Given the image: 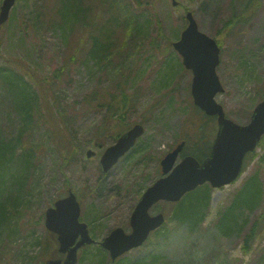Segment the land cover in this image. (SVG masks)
Listing matches in <instances>:
<instances>
[{
  "label": "rangeland",
  "instance_id": "1",
  "mask_svg": "<svg viewBox=\"0 0 264 264\" xmlns=\"http://www.w3.org/2000/svg\"><path fill=\"white\" fill-rule=\"evenodd\" d=\"M128 1L132 4L130 9L133 16L143 25L140 36L143 35L146 41H134L136 35L126 38L127 47L123 52L129 56L128 61H132V64L129 63L132 69L126 86L127 93L133 94V97L123 120L128 125L141 123L144 126L141 144L135 150H130L107 173L102 172L99 164L102 149L94 147L91 142L107 113L102 108L93 107L94 103L89 105L83 100L89 98L98 77H114L110 62L77 57L66 73L50 83L46 81L50 103L57 106L59 100L64 117L73 116L69 133L78 145V153L76 157L66 160L65 150L59 149L47 135V132L51 134L47 122L40 117L42 112L38 113L35 124L21 133V140L33 146L32 156L23 174L25 183L21 189L22 196L18 197L20 203L6 223L0 225V264H44L49 253L43 257L40 254L44 236H47L41 216L57 197L63 195L65 178L77 195L86 192L81 198V219L91 227L96 240H101L117 226L130 231V213L143 189L159 176L160 157L181 137H194L192 130L196 127L193 124L196 120L190 107L193 105L190 94L192 74L185 69L181 57L170 46V42L176 40L184 28L186 11L193 13L201 31L219 42L220 63L216 71L224 91L216 95V100L226 114L238 123H246L259 100L257 90L261 92L264 86V0L250 17L227 32L222 26L230 13V0ZM32 6V0H21L19 3L15 0L10 11L11 15L16 8L15 15L12 20L9 17L5 30L1 31L4 35L0 53L20 62L27 61L37 74L50 80L52 71L64 61L68 51L62 45L60 30L56 26L41 22L33 27ZM107 14L111 12L107 10ZM150 40L154 44H150ZM81 51L84 53L86 49ZM1 61L0 57V64ZM101 84H107V81L102 79ZM1 99H4V92L0 91ZM59 114L56 112V117ZM212 121L208 122V128H215V120ZM18 124L19 116L11 101L5 99V102H0L2 133L9 135V132H17ZM103 138L104 146L113 143L110 136ZM87 148L95 151L96 156L87 158ZM255 152L257 156L247 163L235 183L212 188L201 224L191 228L187 223L166 220L157 229L160 230L158 233L157 230L152 232L141 246L131 249L122 257L134 260L153 253L163 254L176 264H264V229L259 230L258 236L251 241L243 240L253 221L262 213L263 162L259 170L263 188L261 205L252 211H245L243 217L247 222L240 231L222 235L213 224L218 216L217 210L223 209L244 181L259 169V158L263 156L264 148L257 146ZM17 154H22V151L18 149ZM128 154L130 156L126 158ZM141 157L143 159L139 161ZM10 166L15 168L14 165ZM3 186L7 192L10 190L8 180ZM171 210L172 205L160 202L150 212H163L168 217ZM37 240L42 243H36ZM95 247L102 249L99 244L87 247L86 258L81 264L96 261V258H91L97 253ZM246 249L247 252L244 251Z\"/></svg>",
  "mask_w": 264,
  "mask_h": 264
},
{
  "label": "trees",
  "instance_id": "2",
  "mask_svg": "<svg viewBox=\"0 0 264 264\" xmlns=\"http://www.w3.org/2000/svg\"><path fill=\"white\" fill-rule=\"evenodd\" d=\"M20 1L17 0V3ZM261 1L230 0V13L223 20V29L227 32L237 23L250 17L259 8ZM32 3L30 12L34 17L33 27L40 25L41 22L56 26L57 30H60L62 45L68 51V56H64V61L52 71L49 76L50 80H48L47 77L37 74L27 61L21 60L20 62L13 57L4 56L0 53L2 58L0 91L4 92V99H1L0 102H5V99L11 101L13 109L19 116L17 132L13 134L9 132V135H5L0 129V225L6 223L20 203L18 197L22 196L21 189L25 183V175L23 174L29 167L33 149V146L27 141L23 142L20 136L24 130L27 131L29 126L35 124L38 113L42 112L40 117L47 122V128L51 134L49 135L47 132L49 138L55 141L59 149L65 150L69 154L68 156L65 153L66 160L76 157L78 153V145L75 140H72V134L69 133L73 116L65 115L64 117L63 110L59 108L61 107L58 103L59 100L57 106L50 103L47 94L48 89L45 85L46 81L50 83L61 74L66 73L77 57H91L102 63L110 62L114 77L111 79L98 77L94 90L89 98L84 99L83 102L86 101L89 105L94 103L93 107L102 108L107 113L104 123L99 125L96 136L92 140L102 139L103 141V137L109 136L115 139L121 131L129 126L124 122L123 117L131 103L129 101L133 97V94L127 93L126 86L132 69L130 66L132 61H128L129 56L123 52L127 47L126 38L129 35H136L135 38L137 39L134 41L141 43L146 41L143 35L140 36L143 25L133 16L130 9L132 4L128 0H32ZM104 9L105 11H103ZM15 10L16 8L13 9L10 20L13 19ZM107 10L111 12L110 15L107 14ZM101 13H103L102 16ZM3 30H5V25L0 26V34ZM120 34L122 37H118ZM3 35L4 33L1 34L0 47ZM149 43L154 44L153 40H150ZM82 49H86V52L83 53ZM127 61L128 63H126ZM102 79H105L107 84H101ZM257 95L259 99H264V86L261 92L257 90ZM40 101L41 106H39ZM190 107L196 120L193 122L196 127L192 130L194 137L184 138V140L186 139L184 153H191L200 160L207 156L210 150L213 127L208 128L207 124L213 122L214 118L205 116L192 104ZM56 112H60L57 117ZM67 133L70 134L71 139ZM258 146L264 148V136L258 142ZM18 149L22 151V154H17ZM129 156L130 154L126 158ZM255 156H257L255 151L247 154L243 169ZM142 159L143 157L139 161ZM262 162L264 163V154L259 158V169H256L254 174L244 181L241 188L237 190L231 201L223 209L217 210L218 216L213 224L222 235H228L232 231H240L247 222L243 217L245 211H252L261 205L263 188L259 170L260 166H263ZM10 165H14L15 168ZM15 170H17L16 173H14ZM20 170H22L21 173ZM7 180L10 184L8 192L3 186ZM63 185L65 188L69 186L67 178L64 179ZM211 190L212 188L205 184L187 193L179 202L173 204L171 214L166 220L187 223L191 228L201 224L204 215L203 210L208 207L210 202ZM83 193L86 194V192ZM84 194H81L80 197H84ZM261 210L260 216L253 221L250 230L244 235V242L251 241L252 238L258 236L259 230L264 229V205L261 206ZM159 231L157 230L156 233ZM36 243L40 244L42 241L37 240ZM43 243L45 242L43 241ZM47 245L41 249L42 257L49 250ZM244 251L247 252L248 250ZM96 252L91 257L92 259L96 258L93 264H176L163 254L153 253H148L134 260L120 257L115 262L110 263L103 249L98 247ZM85 253L86 250H83L78 264H81L86 258Z\"/></svg>",
  "mask_w": 264,
  "mask_h": 264
},
{
  "label": "water",
  "instance_id": "3",
  "mask_svg": "<svg viewBox=\"0 0 264 264\" xmlns=\"http://www.w3.org/2000/svg\"><path fill=\"white\" fill-rule=\"evenodd\" d=\"M13 3L14 0L2 1L0 23L7 19ZM185 23L180 37L172 42V46L181 56L182 64L192 73L190 93L193 103L205 114L216 116L217 131L210 154L201 162L192 155H186L175 163L183 146L181 142L164 155L160 161L162 175L143 191L134 206L129 220L131 231L126 233L123 228L115 227L99 242L112 261L140 246L149 233L163 223L162 213H149L154 203L159 200L178 201L184 193L205 182L212 187H220L234 181L246 153L255 148L264 134V99L256 103L245 124L227 117L223 107L216 102L215 95L223 91L216 73L219 45L214 38L199 30L191 11L186 12ZM142 133L143 127L135 124L119 136L115 144L108 146L100 157L103 171L109 170ZM91 155L93 152L88 150L87 156ZM79 215L80 203L71 189L45 211V227L55 236L58 254L64 255L51 258L46 264H76L78 250L94 242L87 224L79 220Z\"/></svg>",
  "mask_w": 264,
  "mask_h": 264
},
{
  "label": "flooded vegetation",
  "instance_id": "4",
  "mask_svg": "<svg viewBox=\"0 0 264 264\" xmlns=\"http://www.w3.org/2000/svg\"><path fill=\"white\" fill-rule=\"evenodd\" d=\"M92 145H97V146H99V147H103V142L102 141H98V140H94L93 142H92ZM86 153V152H85ZM105 173H107V172H105ZM151 213V212H150ZM131 214V213H130ZM151 214H155V213H151ZM130 217V216H129ZM128 220H129V218H128ZM50 234H52V233H50Z\"/></svg>",
  "mask_w": 264,
  "mask_h": 264
}]
</instances>
